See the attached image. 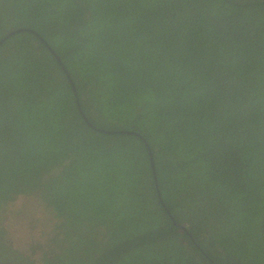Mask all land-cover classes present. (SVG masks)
Here are the masks:
<instances>
[{
  "label": "trees",
  "instance_id": "1",
  "mask_svg": "<svg viewBox=\"0 0 264 264\" xmlns=\"http://www.w3.org/2000/svg\"><path fill=\"white\" fill-rule=\"evenodd\" d=\"M19 27L0 223L43 203L44 264H264V0H0V40Z\"/></svg>",
  "mask_w": 264,
  "mask_h": 264
},
{
  "label": "rangeland",
  "instance_id": "2",
  "mask_svg": "<svg viewBox=\"0 0 264 264\" xmlns=\"http://www.w3.org/2000/svg\"><path fill=\"white\" fill-rule=\"evenodd\" d=\"M3 214L4 220L0 224L6 232L1 235V241L31 257L35 264H44V253H51L48 239L57 219L43 203L29 196L17 197ZM0 253L8 252L2 248Z\"/></svg>",
  "mask_w": 264,
  "mask_h": 264
},
{
  "label": "water",
  "instance_id": "3",
  "mask_svg": "<svg viewBox=\"0 0 264 264\" xmlns=\"http://www.w3.org/2000/svg\"><path fill=\"white\" fill-rule=\"evenodd\" d=\"M21 31H29V32H32V33H34L35 35L39 36L37 32L31 30L30 28L19 27V28L15 29V30H11V31H9L7 34H5V35L1 38L0 43H2L5 39H7L8 37H10L11 35H14L15 33H17V32H21ZM39 37H40V36H39ZM47 46H48V45H47ZM48 48L50 49V51H51L55 56H57L51 47L48 46ZM57 58L59 59L58 56H57ZM59 60H60V59H59ZM65 72H66V74H67V76H68V78H69V80H70V82H71V84H72V88H73V90H74V92H75V89H74V87H73V82H72L71 78L69 77L68 72H67L66 70H65ZM75 94H76V93H75ZM84 118H85L86 122H87V123L93 128V129H95V130H97V131H101V132H105V133H124V134L127 133V134H133V135H136V136L140 137V138L146 143V141L144 140V138H143L138 132H134V131H130V130H107V129H103V128H98V127L94 126L91 122H89L88 119H87L86 117H84ZM146 146H147V149H148V154H149V156H150V159H149V160H150V162H151V166H152L153 174L155 175V173H154V165H153V162H154V161H153V156H152V154H151V150H150L149 146L147 145V143H146ZM158 192H159V191H158ZM158 196H159V198L161 199V195H160V193H158ZM164 205H165V204H164ZM172 218H173V217H172ZM173 222H174V224H176L181 230H184V231L186 230L185 225L182 224V223H177V222L174 220V218H173Z\"/></svg>",
  "mask_w": 264,
  "mask_h": 264
},
{
  "label": "clouds",
  "instance_id": "4",
  "mask_svg": "<svg viewBox=\"0 0 264 264\" xmlns=\"http://www.w3.org/2000/svg\"><path fill=\"white\" fill-rule=\"evenodd\" d=\"M6 232V230L3 228V226L0 224V241H1V235H3L4 233ZM2 242V241H1ZM3 243V242H2ZM4 244V243H3ZM5 245V248H11L12 250H15L14 248H12V247H10V246H8V245H6V244H4ZM7 250V249H6ZM18 251V250H17ZM7 252H9L10 254H12V252L11 251H9V250H7ZM19 252V251H18ZM21 253V252H20ZM11 259V260H13L11 257L9 258V257H4V256H0V262L1 263H3L4 261H6V259ZM31 258V257H30Z\"/></svg>",
  "mask_w": 264,
  "mask_h": 264
},
{
  "label": "flooded vegetation",
  "instance_id": "5",
  "mask_svg": "<svg viewBox=\"0 0 264 264\" xmlns=\"http://www.w3.org/2000/svg\"><path fill=\"white\" fill-rule=\"evenodd\" d=\"M4 257H9V258L11 257L13 260L7 258L6 261H4L3 263L0 262V264H23L16 260L14 254H10L9 252L6 253Z\"/></svg>",
  "mask_w": 264,
  "mask_h": 264
}]
</instances>
